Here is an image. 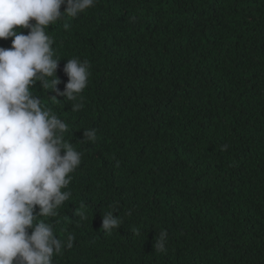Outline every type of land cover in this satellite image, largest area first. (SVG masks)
Wrapping results in <instances>:
<instances>
[{"label": "trees", "instance_id": "obj_1", "mask_svg": "<svg viewBox=\"0 0 264 264\" xmlns=\"http://www.w3.org/2000/svg\"><path fill=\"white\" fill-rule=\"evenodd\" d=\"M46 32L61 92L67 60L90 65L76 101L30 87L82 154L42 218L74 236L54 264H264V0H97ZM108 211L121 225L106 234Z\"/></svg>", "mask_w": 264, "mask_h": 264}, {"label": "clouds", "instance_id": "obj_2", "mask_svg": "<svg viewBox=\"0 0 264 264\" xmlns=\"http://www.w3.org/2000/svg\"><path fill=\"white\" fill-rule=\"evenodd\" d=\"M96 2L0 0V39L12 38L10 48L0 47V264H54V256L73 247L74 236L69 234L62 241L53 225L42 218L58 216L57 209L72 195L65 189L81 165L82 154L63 139L67 124L42 107L30 87L39 80L43 88L54 87L58 96L77 100L87 87L90 65L67 60L63 71L68 82L61 92L57 88L60 60L53 58L54 41L46 29L65 15L77 17ZM62 5H66L63 13ZM21 29H29L28 34ZM47 78H53L50 85ZM71 106V111L82 107L80 103ZM83 136L84 142L95 141L96 130H85ZM37 206L39 212L34 214ZM85 210L81 202L76 211L80 220L87 219ZM114 213L102 214L101 230L106 234L121 225ZM166 236L161 232L156 237L155 250H165Z\"/></svg>", "mask_w": 264, "mask_h": 264}]
</instances>
